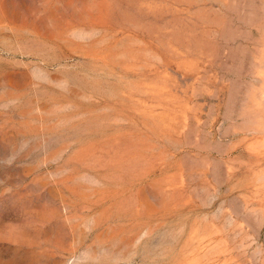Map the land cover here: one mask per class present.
<instances>
[{
	"label": "rangeland",
	"instance_id": "1",
	"mask_svg": "<svg viewBox=\"0 0 264 264\" xmlns=\"http://www.w3.org/2000/svg\"><path fill=\"white\" fill-rule=\"evenodd\" d=\"M0 264H264V0H0Z\"/></svg>",
	"mask_w": 264,
	"mask_h": 264
}]
</instances>
